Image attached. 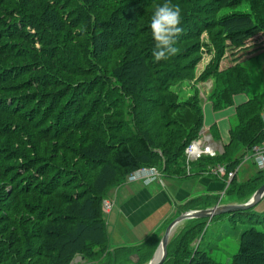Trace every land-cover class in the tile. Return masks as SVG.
Masks as SVG:
<instances>
[{
  "label": "trees",
  "instance_id": "trees-1",
  "mask_svg": "<svg viewBox=\"0 0 264 264\" xmlns=\"http://www.w3.org/2000/svg\"><path fill=\"white\" fill-rule=\"evenodd\" d=\"M163 2L0 0V264H70L77 256L89 264L105 252L119 262L125 249L108 250L101 211L110 189L141 167L162 178L207 173L226 185L211 168L235 170L264 142L259 96L237 108L223 153L186 169L184 150L203 117L198 90L185 98L178 90L195 78L204 51L212 59L197 80H213L215 109L246 89L242 64L222 71L218 64L227 49L253 40L264 49V0H169L183 31L175 55L156 62L148 25ZM243 2L248 12L218 17ZM257 173L240 184L234 176L226 189L249 198L264 182V171ZM188 203L177 215L202 209ZM204 221L183 222L190 227L170 236L163 264H215L195 247ZM252 223L263 231L244 230L230 264H264V211Z\"/></svg>",
  "mask_w": 264,
  "mask_h": 264
},
{
  "label": "crops",
  "instance_id": "crops-1",
  "mask_svg": "<svg viewBox=\"0 0 264 264\" xmlns=\"http://www.w3.org/2000/svg\"><path fill=\"white\" fill-rule=\"evenodd\" d=\"M261 51H264V49H260L256 52H251L248 54H244L241 52L240 54H237V56L235 54L234 57H230L232 61L224 64V67H222L224 58L226 57L225 54L218 64V71H222L226 68L234 66L235 64L243 65V62L245 60L257 57L259 55V52ZM242 54H244V56H241ZM211 59L212 53L204 51L200 61L195 67V78L188 83L184 82L188 84V88L190 89V91L187 92L182 88L181 85L179 86L178 90L183 98L192 94V86H194L198 90V97L200 98L203 117L202 127L199 131L198 136L203 135L202 137H206L213 147L215 155H220L223 153V146L226 145L229 141L230 129L234 128L236 125L237 108L247 103L250 99L259 97L261 95L244 97L243 94L247 91V85L246 89H244L243 91L236 92L231 95L230 103L228 105L219 109H215L213 107L212 101L208 98L209 93L213 89V80H197V77L202 73V71H204L205 67L211 61ZM207 82H210V89L208 91H204L202 87ZM182 90L184 91V93L182 92ZM203 97H207L208 105L202 104ZM261 118L264 120V109L261 114ZM229 122H232L233 124H230ZM246 156H248V153L244 156V158ZM244 158L241 164L248 162L251 166H245L241 173L245 174L244 176L246 180L257 178L258 170L253 165L251 159L245 161ZM252 168L255 169L254 172ZM238 171H240V169H238ZM238 171L235 175V182L240 184L243 182L236 179V176L239 173ZM194 177L197 179V182L195 183L182 181L184 183L183 185H177V181L171 180V182L173 183L171 185H166V183H164L162 180L161 182L158 181L159 185L157 183V185L151 187L150 184L145 185L141 180L135 181L139 183H132L133 185L130 186V182L128 183L125 180L120 185L110 189V191H114L113 197L115 200L110 199L109 197L108 199L112 200L113 204L115 203L114 206L117 207L116 222L120 224L122 230L126 227L129 234L123 235V238L116 237V239L118 240L116 244L111 243L110 238L107 235L109 248L112 250L115 248H124L125 250L130 252L128 253L129 258L133 263L137 262L139 257L143 261L146 260L147 263L154 254L157 245L156 248L155 246H149L146 240H149L150 237H154L157 233H159V229L161 228V226L166 221L170 220L171 214L175 213V211L177 212L176 209H178V206H181L196 197H206L211 195L219 197L220 194H223V192L224 194H226L225 184L222 179L213 177L207 173L200 174ZM170 179H177V177H171ZM187 182L191 184H187ZM224 204L227 203L224 202ZM173 233L174 232H172L171 236L173 235ZM144 243L146 247L142 248L141 250H135L138 246H141Z\"/></svg>",
  "mask_w": 264,
  "mask_h": 264
},
{
  "label": "rangeland",
  "instance_id": "rangeland-1",
  "mask_svg": "<svg viewBox=\"0 0 264 264\" xmlns=\"http://www.w3.org/2000/svg\"><path fill=\"white\" fill-rule=\"evenodd\" d=\"M248 11L249 9H248L247 3L243 2L242 4H240L239 6L235 8L221 9L220 12L218 13V17L228 14V13H232V12L245 13ZM253 42L259 43L260 41L253 40L251 43H248L243 48L233 49L235 51H233L232 49H231L232 51L230 49H227L226 57L224 58L222 67H224V64L231 62L232 59H230V57L231 56L234 57L235 54L237 56V54H240L241 52L244 54H248V53L256 52L257 50L263 49V48H259V49L254 48L257 45L253 44ZM244 54H242L241 56H244ZM243 65L248 74V88H247L246 93L243 94V96L253 97L255 95H261L262 97H264V51L259 52V55L257 57L245 60L243 62ZM181 86L187 92L190 91L187 83H183L181 84ZM202 88L204 91H208L210 89V82H207L206 84H204ZM182 92L184 93L183 90ZM202 104L208 105L207 97L202 98ZM229 123L233 124L234 120H233V123L232 122H229ZM175 131L177 132V130ZM202 136L203 135H199L197 136V138L202 137ZM166 150L167 152H169L171 148L166 147ZM245 166H251V165L248 162L239 165L238 169H240V171H238L239 173L236 176V179L238 181L244 182L246 180L244 176L245 174L241 173L242 170L245 168ZM252 170L254 172L255 169L252 168ZM170 178H171L170 176H163L162 180L164 183H166V185H171L173 183L171 182V180L177 181V185H183L184 183L182 181H189V182H194V183L197 182V179L194 176L185 177L184 179H178V178L170 179ZM127 182L128 183L130 182L131 184L130 186L133 185L132 183H139L135 181H127ZM189 182H187V184H191ZM157 183L159 185L158 180H153L152 182L148 184H150V187H151V186L157 185ZM148 184H145V185H148ZM229 189L230 188L226 190L228 191ZM113 195H114V191L112 190L108 192L107 197H109L110 199H114ZM118 196H119V193H118ZM248 196H245L244 198H239L238 193L236 192V189L232 187V189H230L226 194L224 193L220 194V196L218 197L219 200L218 198H216L217 196L214 197L211 195V196H206V198L203 196L196 197L195 199H197V201H195L194 203H188V202L187 203L193 204L195 208H205L206 204H209V206L211 207V206L216 205L219 202H220L219 204H224V202L227 204L243 203L244 201L247 200ZM116 204H117V201H116ZM209 206H206V207H209ZM116 208H117L116 206H113L111 213L109 215L104 216V219L107 222V227H106L107 235L109 236L110 241L113 244H116L118 241L116 237L123 238V235L129 234L127 232L126 227L122 230L120 224L116 222V214H117ZM177 208H178V212L175 211V213L171 214L170 219H174L177 216V214L180 211H182L180 206H178ZM263 211H264V198L257 206H255L252 209H247L244 211H239V212H234V213H225V214L216 215L211 218L205 219L204 222L199 224V226H201L202 228V232L200 235L202 237L200 238L201 239L200 241L198 239V237L200 236H198L197 239H195V242H196L195 247L198 246L197 249L206 257L209 256L210 258H212L215 264H230L232 256L238 250L241 233L244 230L250 228L251 226H254L256 229L263 231V229L260 226L252 223L253 221L261 220L263 216ZM168 221H166L161 226V228L159 229V233H157L154 237H150L149 240H146L149 246H155L156 244L158 245L159 241L157 242V240H160L159 236L163 234L167 226L166 223ZM193 226H197V225H193ZM188 227H190V224L181 223L174 229L173 234L178 233L179 231H181V229H182V232H181L182 234ZM144 247H146L145 244L138 246L137 248H144ZM108 250L112 252L110 248ZM128 253L130 252L125 251V250L124 252H120L119 262L108 261L107 256H106L107 252L103 253V255H100L98 259L96 260L90 259L88 262L89 264H134L126 259V254ZM73 260H72L73 264H86L85 262H83V260H81L79 256L75 257ZM137 264H140V263L138 262Z\"/></svg>",
  "mask_w": 264,
  "mask_h": 264
},
{
  "label": "built area",
  "instance_id": "built-area-1",
  "mask_svg": "<svg viewBox=\"0 0 264 264\" xmlns=\"http://www.w3.org/2000/svg\"><path fill=\"white\" fill-rule=\"evenodd\" d=\"M202 155H215V151L206 137H199L191 141L185 148L184 157L186 169H188L189 164L192 161L200 158ZM248 159H251L257 170L264 171V142L261 145L252 148L251 152L248 153V156L244 158L245 161H247ZM237 171L238 167L235 170L226 172L223 165H216L215 167L211 168V173H213L214 175H217L219 177L226 176L225 188L228 187L230 180L236 175ZM137 180H141L144 184H148L153 180H158L159 182H161L162 176L158 169L155 167H141L129 174L126 178V181ZM113 206L114 204L112 200L104 198L101 202V211L103 215H108L111 212Z\"/></svg>",
  "mask_w": 264,
  "mask_h": 264
},
{
  "label": "clouds",
  "instance_id": "clouds-1",
  "mask_svg": "<svg viewBox=\"0 0 264 264\" xmlns=\"http://www.w3.org/2000/svg\"><path fill=\"white\" fill-rule=\"evenodd\" d=\"M180 9L164 0L151 14L149 30L153 44L152 56L156 62L167 60L175 55L177 38L182 33Z\"/></svg>",
  "mask_w": 264,
  "mask_h": 264
},
{
  "label": "water",
  "instance_id": "water-1",
  "mask_svg": "<svg viewBox=\"0 0 264 264\" xmlns=\"http://www.w3.org/2000/svg\"><path fill=\"white\" fill-rule=\"evenodd\" d=\"M264 198V182L251 194L247 201L243 203L234 204H219L214 206L191 209L181 212L174 219H172L166 226L157 248L146 264H163L167 256V244L174 229L181 223L193 219H207L216 215L225 213H234L251 209ZM74 261V260H73ZM73 261L70 264H73Z\"/></svg>",
  "mask_w": 264,
  "mask_h": 264
},
{
  "label": "bare ground",
  "instance_id": "bare-ground-1",
  "mask_svg": "<svg viewBox=\"0 0 264 264\" xmlns=\"http://www.w3.org/2000/svg\"><path fill=\"white\" fill-rule=\"evenodd\" d=\"M226 188H227V187H226ZM226 188H225V189H226ZM224 191H225V190H224ZM223 193H224V192H223ZM104 216H105V215H104Z\"/></svg>",
  "mask_w": 264,
  "mask_h": 264
}]
</instances>
